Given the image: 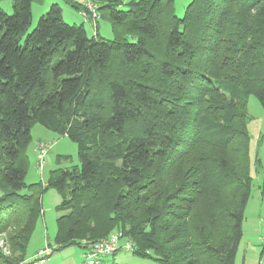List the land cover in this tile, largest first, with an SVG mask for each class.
<instances>
[{
	"label": "trees",
	"instance_id": "16d2710c",
	"mask_svg": "<svg viewBox=\"0 0 264 264\" xmlns=\"http://www.w3.org/2000/svg\"><path fill=\"white\" fill-rule=\"evenodd\" d=\"M33 1L0 7V264L25 260L50 188L53 253L120 232L159 264H235L254 186L249 97L264 109V0H192L182 18L175 0H91L113 40L56 4L30 31ZM36 124L77 144L79 171L26 184Z\"/></svg>",
	"mask_w": 264,
	"mask_h": 264
},
{
	"label": "rangeland",
	"instance_id": "374dc122",
	"mask_svg": "<svg viewBox=\"0 0 264 264\" xmlns=\"http://www.w3.org/2000/svg\"><path fill=\"white\" fill-rule=\"evenodd\" d=\"M69 1L73 4L78 2L81 3L82 0H34L32 5L33 19L30 31L37 26L40 18L49 11L50 7L56 4L62 9L65 20L69 21L68 23L64 20L67 24H75L73 22V16L75 14L80 19L75 25H84L89 36L95 35L98 26L100 37L108 40H113L115 38L112 25L108 20L101 18L100 15L96 23L92 19L85 20L81 16V13L68 3ZM191 1L192 0H175V11L178 17L182 18L185 15L186 8ZM11 2L12 0H0V7L8 14L13 13ZM247 111L250 118L248 122V132L251 139V176L254 180L253 191L250 198L251 203L248 209V213H251L254 210H258L260 204L264 202V109L254 95L250 96L247 101ZM32 138L33 141L28 148L29 169L26 176L27 185L42 183L43 186H45V183L49 184L50 181H57L63 171L80 170L81 161L79 158L78 146L67 136H61L40 124H36L32 129ZM38 142H46L50 145L43 176H41L38 169L36 152V145ZM257 159L260 160V165H258ZM109 195L111 194L109 193ZM1 196L2 191L0 190V197ZM61 202L62 198L56 189L50 188L43 194V215L37 222L36 229L27 246L26 254H29L31 250L41 245L45 246L46 240L50 241V243H52V241L54 242L57 233V220L62 215V212L58 210V206L61 205ZM3 239L4 235H0V243L3 242ZM126 243L128 242L121 241V246L123 248L117 251L116 254L105 258L106 264H159L154 258L136 256L134 252H132L133 249L129 251L126 250L124 248ZM51 245L54 247L53 243ZM260 249L262 252L264 250V245L261 246ZM86 261L85 255H82L80 259L81 264L86 263ZM246 264H264V258L261 263L260 255L249 254Z\"/></svg>",
	"mask_w": 264,
	"mask_h": 264
},
{
	"label": "crops",
	"instance_id": "0c3cea01",
	"mask_svg": "<svg viewBox=\"0 0 264 264\" xmlns=\"http://www.w3.org/2000/svg\"><path fill=\"white\" fill-rule=\"evenodd\" d=\"M82 2L83 0L81 1V3ZM63 19L65 20L64 13H63ZM79 20H80L79 17L74 14L73 22L77 24ZM66 22L69 23V21ZM250 203L251 200H249V203L246 208L245 220L243 222V238L241 240L238 249L235 264H246L249 254L260 255L261 263L264 258V250L261 252L260 249V247L264 245V202L260 204L258 210L256 211L254 210L253 212L248 213ZM52 243L54 244V249H56L57 247H55L56 246L55 243L53 241ZM52 243L46 240L45 245ZM44 247H45L44 245H41L36 249L31 250L29 254L27 253L25 255V259L33 257L35 254H37L38 251H40ZM82 255L84 256V248H81V246L73 245L55 251L45 263H38V264H81L80 259ZM102 264H106L105 259L103 260Z\"/></svg>",
	"mask_w": 264,
	"mask_h": 264
},
{
	"label": "built area",
	"instance_id": "2783aa9c",
	"mask_svg": "<svg viewBox=\"0 0 264 264\" xmlns=\"http://www.w3.org/2000/svg\"><path fill=\"white\" fill-rule=\"evenodd\" d=\"M81 5V16L85 19H92L95 23L99 18L98 6L91 0H83ZM50 150V145L46 142H38L36 145L37 159H38V169L43 176L44 169L46 166V159ZM123 240L122 233L115 232L112 233L108 238L102 239L98 242L92 244L89 248H84V255L86 257V263L84 264H102L103 260L109 256L114 255L121 248V241ZM86 244V242H83ZM4 242L0 243L3 246ZM126 250L133 249L131 243H126L124 246ZM7 249H5L6 251ZM53 247L46 244L43 249L37 252L33 257L25 259L20 262V264H38L45 263L48 258L53 254Z\"/></svg>",
	"mask_w": 264,
	"mask_h": 264
}]
</instances>
